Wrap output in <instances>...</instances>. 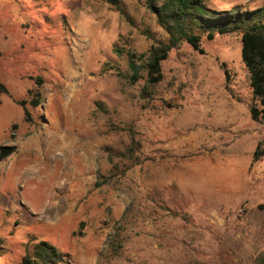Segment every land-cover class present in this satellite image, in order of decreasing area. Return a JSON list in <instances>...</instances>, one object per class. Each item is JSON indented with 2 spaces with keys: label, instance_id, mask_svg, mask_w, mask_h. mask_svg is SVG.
<instances>
[{
  "label": "rangeland",
  "instance_id": "1",
  "mask_svg": "<svg viewBox=\"0 0 264 264\" xmlns=\"http://www.w3.org/2000/svg\"><path fill=\"white\" fill-rule=\"evenodd\" d=\"M207 5L254 11L264 0ZM121 10L0 0V146L16 148L0 163V264H21L40 241L61 264H253L264 249V119L247 108L240 35L203 37L202 54L173 49L146 102V74L129 83L127 52L168 35L144 3ZM130 130L141 163L113 166L106 149L122 153Z\"/></svg>",
  "mask_w": 264,
  "mask_h": 264
},
{
  "label": "trees",
  "instance_id": "2",
  "mask_svg": "<svg viewBox=\"0 0 264 264\" xmlns=\"http://www.w3.org/2000/svg\"><path fill=\"white\" fill-rule=\"evenodd\" d=\"M103 1L123 14L121 0ZM136 1L144 3L146 9L154 16L157 25L168 35L167 43L156 42L147 53L138 56L134 52H127L131 71V76L128 77L129 83L133 85L141 78L140 71L146 74L145 85L140 93L142 100L148 102L154 96L163 78L162 63L167 60L173 49L187 43L202 54L200 45L203 37L212 40L217 35H240L241 60L248 73L253 96L247 108L252 120L264 119V8L242 11L239 7H235L232 11H217L207 5V0ZM138 62L141 64L138 65ZM0 94H8L1 79ZM28 95L33 108L41 105L40 88L37 87L35 91L30 90ZM238 101L244 103L242 100ZM23 112L28 120L29 111L23 107ZM129 132L131 142L122 153L106 149L107 158L113 166H117L116 159L130 162V167L141 163L142 145L134 137L133 130ZM15 151L14 146H0V163L13 155ZM258 156L260 154L256 151L254 157ZM64 257L57 248L48 242L40 241L33 245L32 252L22 260L21 264H61ZM253 264H264V255L257 254Z\"/></svg>",
  "mask_w": 264,
  "mask_h": 264
},
{
  "label": "crops",
  "instance_id": "3",
  "mask_svg": "<svg viewBox=\"0 0 264 264\" xmlns=\"http://www.w3.org/2000/svg\"><path fill=\"white\" fill-rule=\"evenodd\" d=\"M261 208H262V209H264V205H263V206H261ZM261 251H262V250H260V251H259L257 254H263V255H264V253H263V252H264V249H263V251H262V252H261Z\"/></svg>",
  "mask_w": 264,
  "mask_h": 264
}]
</instances>
